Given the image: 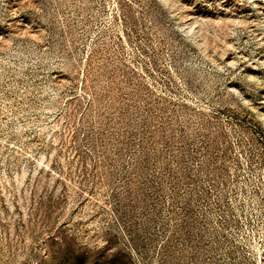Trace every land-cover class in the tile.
<instances>
[{
    "label": "rangeland",
    "instance_id": "1",
    "mask_svg": "<svg viewBox=\"0 0 264 264\" xmlns=\"http://www.w3.org/2000/svg\"><path fill=\"white\" fill-rule=\"evenodd\" d=\"M0 264H264V0H0Z\"/></svg>",
    "mask_w": 264,
    "mask_h": 264
}]
</instances>
